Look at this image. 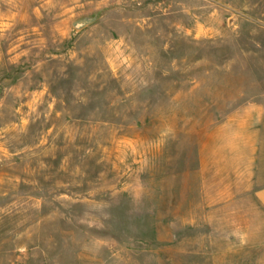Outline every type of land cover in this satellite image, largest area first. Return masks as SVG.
<instances>
[{
  "label": "rangeland",
  "instance_id": "rangeland-1",
  "mask_svg": "<svg viewBox=\"0 0 264 264\" xmlns=\"http://www.w3.org/2000/svg\"><path fill=\"white\" fill-rule=\"evenodd\" d=\"M263 119L264 0H0V264H264Z\"/></svg>",
  "mask_w": 264,
  "mask_h": 264
},
{
  "label": "crops",
  "instance_id": "crops-1",
  "mask_svg": "<svg viewBox=\"0 0 264 264\" xmlns=\"http://www.w3.org/2000/svg\"><path fill=\"white\" fill-rule=\"evenodd\" d=\"M264 123V119H263ZM242 146H241V156L244 158V156L247 154L248 157H250L247 160L246 168H250L255 163L257 174L261 169H264V136L253 138H242ZM247 144V148H245V145ZM233 145V144H232ZM243 161V159H242ZM248 168V169H249ZM252 202L254 203V218H251L250 220H264V183L256 186L254 190L252 191L251 196Z\"/></svg>",
  "mask_w": 264,
  "mask_h": 264
},
{
  "label": "water",
  "instance_id": "water-1",
  "mask_svg": "<svg viewBox=\"0 0 264 264\" xmlns=\"http://www.w3.org/2000/svg\"><path fill=\"white\" fill-rule=\"evenodd\" d=\"M99 16L100 12H95L92 15L84 16L74 20L71 25L75 30H81L95 22L99 18Z\"/></svg>",
  "mask_w": 264,
  "mask_h": 264
}]
</instances>
